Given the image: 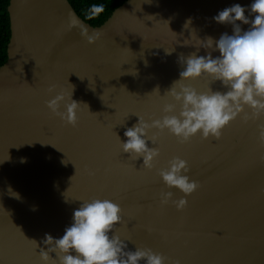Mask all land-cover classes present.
<instances>
[{"label":"water","instance_id":"1","mask_svg":"<svg viewBox=\"0 0 264 264\" xmlns=\"http://www.w3.org/2000/svg\"><path fill=\"white\" fill-rule=\"evenodd\" d=\"M253 2L125 0L93 26L68 0H9L10 36L0 65V264H43L45 234L62 237L74 210L92 198L120 205L115 233L128 250L150 248L168 257L166 264H264V114L254 117L245 106L219 138L197 134L187 143L151 129L157 139L148 146L160 149L152 169L142 166L143 157L129 158L120 143L139 117L151 123L165 115V103H176L164 95L184 70L181 54L219 56L199 46L207 37L232 35L233 26L212 18ZM95 32L99 38L89 43ZM180 83L199 92L227 90L207 75ZM61 91L66 98L73 91L81 103L75 127L46 106ZM179 111L177 104L169 115ZM176 156L200 184L186 197L158 174ZM168 191L187 206L161 204Z\"/></svg>","mask_w":264,"mask_h":264},{"label":"clouds","instance_id":"2","mask_svg":"<svg viewBox=\"0 0 264 264\" xmlns=\"http://www.w3.org/2000/svg\"><path fill=\"white\" fill-rule=\"evenodd\" d=\"M103 11V5H92L89 18ZM246 11L254 18L250 20L245 15ZM212 19L233 26L232 35L224 33L215 41L207 37L199 46L218 51L219 56L213 58L211 52L199 56L193 52L187 57L181 54L179 60L185 65L184 70L179 73L180 79L164 95L170 96L176 103H165V115L161 119H153L151 123L138 116V122L124 131L127 140H120L123 152L134 161L143 157L142 166L148 169L154 167L153 162L160 156L158 147L148 146V141L155 145L157 139L155 135H149L151 129L161 132L167 129L178 142L187 143L197 134L205 139L210 136L219 138L222 130L244 111L245 106L252 110L254 117L264 114V0H254L249 8L240 4L226 7ZM237 21L250 25V28L242 31ZM75 23V19L70 17L69 26ZM99 36L100 33L95 32L87 39L89 43H94ZM205 75L211 77L212 82L220 81L227 90L213 91L209 87L206 92H199L190 85L180 83ZM55 88V85L50 86L49 93ZM155 91L159 92V89ZM72 94L73 91L66 98L63 91L58 92L46 101V106L52 115L75 127L81 103L72 99ZM61 104L66 111L60 110ZM177 104L180 105L179 114L169 115L175 112ZM248 118L244 116L245 122ZM259 140L264 143V125L260 126ZM21 162H26V158H21ZM189 171L187 161L176 156L158 174L168 188L174 187L186 197L200 187L198 181L190 180L185 174ZM15 196L19 198L18 194ZM172 196L171 191L163 192L161 204L171 201L178 210L187 206L186 198L172 200ZM121 213L120 205L109 199L82 201L73 212V223L66 227L62 237L53 238L45 234L42 241L45 247L39 251L40 260L43 264H141V261L144 264H166L169 258L150 248L128 250L127 243L115 233L116 226L122 222ZM172 264H180V261Z\"/></svg>","mask_w":264,"mask_h":264},{"label":"trees","instance_id":"3","mask_svg":"<svg viewBox=\"0 0 264 264\" xmlns=\"http://www.w3.org/2000/svg\"><path fill=\"white\" fill-rule=\"evenodd\" d=\"M76 13L89 24L96 26L104 22L111 12L125 0H68ZM9 0H0V65L6 60V45L10 36L9 15L7 5ZM92 5H103L104 11L98 16L90 17Z\"/></svg>","mask_w":264,"mask_h":264}]
</instances>
